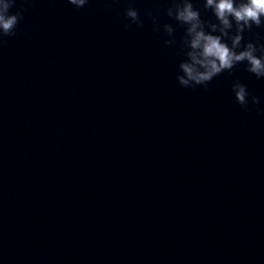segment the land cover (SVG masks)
Returning <instances> with one entry per match:
<instances>
[{"label":"water","instance_id":"1","mask_svg":"<svg viewBox=\"0 0 264 264\" xmlns=\"http://www.w3.org/2000/svg\"><path fill=\"white\" fill-rule=\"evenodd\" d=\"M21 6L0 41V264H264V80L179 85L170 0Z\"/></svg>","mask_w":264,"mask_h":264},{"label":"clouds","instance_id":"2","mask_svg":"<svg viewBox=\"0 0 264 264\" xmlns=\"http://www.w3.org/2000/svg\"><path fill=\"white\" fill-rule=\"evenodd\" d=\"M17 0H0V41L12 37L26 9L21 6L15 13L12 9ZM31 0H24L25 4ZM118 3L119 0H113ZM77 9L87 7L90 0H67ZM167 16L184 29L182 37L183 60L178 65L176 80L183 88L207 86L224 73L231 74L238 65L258 80H264V42L245 43V33L253 28H264V0H170ZM210 15L211 19L205 18ZM155 30L159 31L158 17L148 12ZM124 18L126 28L136 25L143 28L139 12L131 5ZM169 39V47L176 44V28L172 24L163 26ZM231 91L235 101L247 110L249 104L259 106L261 98L251 96L248 88L239 79L232 83Z\"/></svg>","mask_w":264,"mask_h":264}]
</instances>
